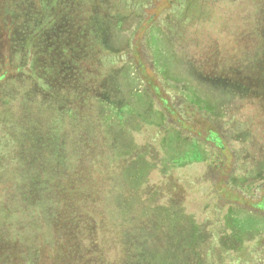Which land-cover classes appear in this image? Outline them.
Returning <instances> with one entry per match:
<instances>
[{
    "label": "trees",
    "instance_id": "trees-1",
    "mask_svg": "<svg viewBox=\"0 0 264 264\" xmlns=\"http://www.w3.org/2000/svg\"><path fill=\"white\" fill-rule=\"evenodd\" d=\"M175 2L168 29L182 70L211 38L182 36L190 20L239 10L243 26L249 10H264V0ZM143 9L140 0H0V264H178L183 257L172 249L188 247L197 248L199 258L194 251L180 262L264 264V234L247 238L222 218L228 202H250L241 191L215 195L205 212L211 222L188 219L180 225L185 233L171 239L158 231L157 205L124 193L132 179L127 172L138 167L128 163L123 140L130 97L121 66L137 57L139 23L129 38L132 51L120 45L126 18ZM208 80L227 99L241 95L231 82ZM217 92L207 93L223 103ZM209 139L218 143L214 133ZM173 181L169 189L179 183L176 173ZM178 187L170 198L191 203ZM251 205L264 211V197Z\"/></svg>",
    "mask_w": 264,
    "mask_h": 264
},
{
    "label": "rangeland",
    "instance_id": "rangeland-1",
    "mask_svg": "<svg viewBox=\"0 0 264 264\" xmlns=\"http://www.w3.org/2000/svg\"><path fill=\"white\" fill-rule=\"evenodd\" d=\"M140 1L144 9L138 17L126 18L120 45L121 51H132L129 38L139 23L137 57L121 66L124 92L130 97L129 106L123 109V140L128 163L138 167L127 172L132 179L124 193L138 204L157 205L158 231L171 239L185 233L180 225L188 219L192 225L206 219L211 222L212 217L205 215L217 195L223 198L228 191H241L250 202L244 207L228 202L222 218L234 231L246 232L247 238L264 234V211L251 205L255 196L264 197V42L259 40L264 37V10H249L243 26L238 21L239 10H231L230 15L212 11L204 22L190 20L182 36L211 34L194 51L190 67L187 58L182 62L191 76L176 64L177 45L168 29L175 20L176 0ZM221 78L242 89L241 95L227 99L222 91L217 92L215 80L208 79ZM212 90L221 95L223 103L210 98L207 92ZM211 133L218 143L209 139ZM175 173L191 203L170 198L175 192L171 189H180L178 184L168 186ZM149 188L156 191L147 197L144 191ZM172 251L182 260L194 251L199 258L197 248Z\"/></svg>",
    "mask_w": 264,
    "mask_h": 264
}]
</instances>
